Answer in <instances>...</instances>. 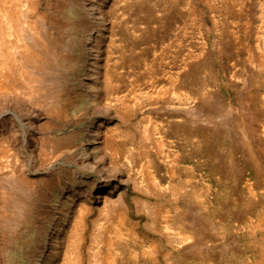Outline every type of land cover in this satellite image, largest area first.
Here are the masks:
<instances>
[{
  "label": "rangeland",
  "instance_id": "rangeland-1",
  "mask_svg": "<svg viewBox=\"0 0 264 264\" xmlns=\"http://www.w3.org/2000/svg\"><path fill=\"white\" fill-rule=\"evenodd\" d=\"M0 264H264V0H0Z\"/></svg>",
  "mask_w": 264,
  "mask_h": 264
},
{
  "label": "bare ground",
  "instance_id": "bare-ground-1",
  "mask_svg": "<svg viewBox=\"0 0 264 264\" xmlns=\"http://www.w3.org/2000/svg\"><path fill=\"white\" fill-rule=\"evenodd\" d=\"M87 163H89L90 165H93V163L90 161L89 158L86 159ZM99 198V197H98Z\"/></svg>",
  "mask_w": 264,
  "mask_h": 264
}]
</instances>
